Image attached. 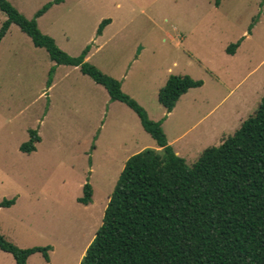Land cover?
I'll use <instances>...</instances> for the list:
<instances>
[{
  "label": "rangeland",
  "instance_id": "rangeland-1",
  "mask_svg": "<svg viewBox=\"0 0 264 264\" xmlns=\"http://www.w3.org/2000/svg\"><path fill=\"white\" fill-rule=\"evenodd\" d=\"M53 1L10 0L27 18ZM7 18L0 10V28ZM37 21L72 56L90 45L87 61L162 120L170 140L180 136L173 147L189 165L264 96V0H65ZM172 74L204 85L168 116L159 92ZM30 130L41 140L28 153ZM147 147L158 145L130 106L11 25L0 44V233L21 248L51 246L49 261L36 252L27 264H80L127 160ZM87 183L94 194L84 204ZM0 264L17 263L0 249Z\"/></svg>",
  "mask_w": 264,
  "mask_h": 264
},
{
  "label": "trees",
  "instance_id": "trees-1",
  "mask_svg": "<svg viewBox=\"0 0 264 264\" xmlns=\"http://www.w3.org/2000/svg\"><path fill=\"white\" fill-rule=\"evenodd\" d=\"M63 1L49 2L35 18H27L10 0H0V10L8 16L0 28V44L11 25H19L57 64L78 66L112 100L130 106L160 147H147L127 160L80 264H264V96L232 135L205 148L189 165L169 144L163 121L151 119L119 80L87 61L90 45L72 56L40 29L37 17ZM109 23L110 18L104 19L97 33ZM239 45L231 44L228 52L235 53ZM203 84L188 74H172L160 89L159 101L171 112L183 94ZM40 140L38 131L30 130L21 150L33 152ZM93 194L87 183L79 201L89 204ZM15 202L5 199L2 205ZM0 249L11 253L17 264H27L36 252L50 260L51 246L21 248L1 233Z\"/></svg>",
  "mask_w": 264,
  "mask_h": 264
},
{
  "label": "crops",
  "instance_id": "crops-1",
  "mask_svg": "<svg viewBox=\"0 0 264 264\" xmlns=\"http://www.w3.org/2000/svg\"><path fill=\"white\" fill-rule=\"evenodd\" d=\"M249 35H250V34H249ZM235 54H237V50H236L235 53H233V55H235ZM87 58H88V56H87ZM203 85H204V84H203ZM203 85H202V86H203ZM202 86H201V87H202ZM192 89H193V88L189 89V91L192 90ZM189 91H188L187 93L183 94V95L180 97V99H179V100L177 101V103H176V106L173 108V110H172L171 112H167V113H168V116L171 115V114L175 111V109H176L177 106L179 105L181 99H184V98L188 95ZM241 124H242V123H241ZM239 127H240V126H239ZM163 128H164V130H165V124L163 125ZM165 132H166V130H165ZM166 134H167V133H166ZM167 137H168V135H167ZM224 137H227V136L224 134L223 137H222V139H221V142H222V140H223ZM179 139H180V136L174 138L173 140H170V139L168 138V141H169V144H171V145L173 146V144H174L175 142H177ZM173 148H174V147H173ZM157 149H160V147H158ZM174 149H175V148H174ZM175 151H176L177 154H179V155L181 156L180 151H178V150H175Z\"/></svg>",
  "mask_w": 264,
  "mask_h": 264
}]
</instances>
